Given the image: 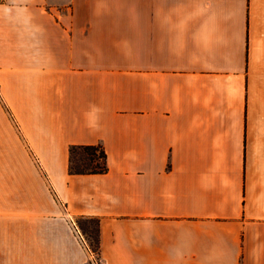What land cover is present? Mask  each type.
<instances>
[{
    "label": "crops",
    "instance_id": "0c3cea01",
    "mask_svg": "<svg viewBox=\"0 0 264 264\" xmlns=\"http://www.w3.org/2000/svg\"><path fill=\"white\" fill-rule=\"evenodd\" d=\"M81 217L102 264H264V0H0V264H88Z\"/></svg>",
    "mask_w": 264,
    "mask_h": 264
},
{
    "label": "trees",
    "instance_id": "16d2710c",
    "mask_svg": "<svg viewBox=\"0 0 264 264\" xmlns=\"http://www.w3.org/2000/svg\"><path fill=\"white\" fill-rule=\"evenodd\" d=\"M69 170L71 173H103L108 170L107 154L101 145L72 146ZM95 224V246L100 253L99 219L97 217H81L78 224L84 234H90L91 225ZM91 235V234H90Z\"/></svg>",
    "mask_w": 264,
    "mask_h": 264
},
{
    "label": "rangeland",
    "instance_id": "374dc122",
    "mask_svg": "<svg viewBox=\"0 0 264 264\" xmlns=\"http://www.w3.org/2000/svg\"><path fill=\"white\" fill-rule=\"evenodd\" d=\"M88 225H91V230H90V234H84L82 229L81 232L86 240V245L88 246L89 250H90V260L88 264H102V259L100 256V253L98 252V250L96 249V244H95V224L93 222L89 223Z\"/></svg>",
    "mask_w": 264,
    "mask_h": 264
},
{
    "label": "built area",
    "instance_id": "2783aa9c",
    "mask_svg": "<svg viewBox=\"0 0 264 264\" xmlns=\"http://www.w3.org/2000/svg\"><path fill=\"white\" fill-rule=\"evenodd\" d=\"M74 226H75L76 231L78 232V234L82 237V240L85 241V243H86V240H85L83 234L81 233L79 227L77 226V224L75 222H74Z\"/></svg>",
    "mask_w": 264,
    "mask_h": 264
}]
</instances>
